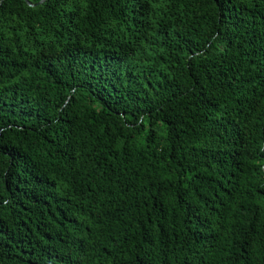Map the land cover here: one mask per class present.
I'll use <instances>...</instances> for the list:
<instances>
[{"label": "trees", "instance_id": "obj_1", "mask_svg": "<svg viewBox=\"0 0 264 264\" xmlns=\"http://www.w3.org/2000/svg\"><path fill=\"white\" fill-rule=\"evenodd\" d=\"M0 264H264V0H0Z\"/></svg>", "mask_w": 264, "mask_h": 264}, {"label": "water", "instance_id": "obj_2", "mask_svg": "<svg viewBox=\"0 0 264 264\" xmlns=\"http://www.w3.org/2000/svg\"><path fill=\"white\" fill-rule=\"evenodd\" d=\"M41 1H43V0H41ZM30 5H33L30 1H27Z\"/></svg>", "mask_w": 264, "mask_h": 264}]
</instances>
